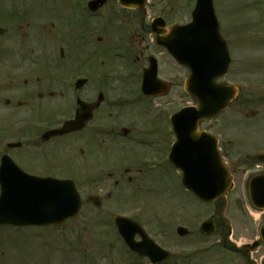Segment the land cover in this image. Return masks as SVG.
Returning a JSON list of instances; mask_svg holds the SVG:
<instances>
[{
  "label": "flooded vegetation",
  "instance_id": "af4514ba",
  "mask_svg": "<svg viewBox=\"0 0 264 264\" xmlns=\"http://www.w3.org/2000/svg\"><path fill=\"white\" fill-rule=\"evenodd\" d=\"M90 2L69 1L78 29L71 40L64 29V0H0V198L3 190L12 191L41 206L49 192L45 180H72L86 223L97 215H125L124 209L114 208L123 195L143 191L155 197L159 184L173 179L166 175L168 168H174L181 180L170 160L173 147L181 150L176 160L185 163L192 147L210 150L216 145L234 179L240 165L235 158H244L245 176L250 171L252 176L264 174V162L258 159L264 146L255 144L254 135L242 133L238 121H224L220 129L213 125L220 115L199 122L197 130H189L188 122L173 123V114L194 102L187 101L173 112L177 74L185 73V81L189 71L173 60L165 46L173 45L169 29L177 23L171 8H160L152 17L154 0H146L138 9L105 0L95 12L89 9ZM220 14L229 19L225 10ZM228 38L234 47L235 40ZM155 78L157 95L146 96L143 85L155 83ZM73 120L75 129L61 133ZM180 194L196 198L184 188ZM97 202L100 208L94 206ZM217 202L210 214L196 218L186 214L193 244L219 237L217 243L240 254L245 264H255L245 249L234 246V231L226 219L231 211L222 199ZM207 221L216 230L211 237L202 232ZM136 241L142 242L139 236ZM108 244L103 252L113 256L103 259L112 264H152L123 241ZM2 249L0 241V260ZM196 260L214 264L196 257H188L187 264ZM0 264L13 263L7 258Z\"/></svg>",
  "mask_w": 264,
  "mask_h": 264
},
{
  "label": "rangeland",
  "instance_id": "374dc122",
  "mask_svg": "<svg viewBox=\"0 0 264 264\" xmlns=\"http://www.w3.org/2000/svg\"><path fill=\"white\" fill-rule=\"evenodd\" d=\"M64 1L67 7L64 29L67 37L72 40L78 33L75 25L76 14L69 3L73 0ZM220 3L222 4L220 10H225L226 16L228 14L229 17L227 20L231 23L229 25L228 22H224L223 32L226 31L230 35L232 43L234 40L236 42L233 52L234 64L224 81L237 85L241 94L238 101L232 104L213 125L221 129L224 121L236 120L241 124L239 129L242 133L248 132L247 134L254 135L255 144L264 146V0H220ZM154 4L156 6L152 17L160 8L169 7L173 11V20L183 23L188 20V11L192 2L191 0H154ZM51 33L54 32L51 31ZM185 76L183 72L177 74V86L173 89V111L185 102L191 101L183 88ZM234 160L240 163L237 166L239 176L236 180V190L231 196V206L229 205L228 208L231 211V228L234 230L233 241L240 246L252 243L258 237V226L264 225V213L256 211L247 196L246 182L253 171L245 176L244 158L241 161L237 158ZM168 170L166 175L172 176L173 179L169 183H161L158 186L160 188L157 193H160L155 196L156 198H152L153 195L143 191L129 196L123 195L118 203L113 205L114 208L124 209L127 214L129 213L130 218L140 219L141 222L149 220L146 224L153 238L173 251L176 264H187L188 257L208 259L207 263L214 264H245V260L239 255L234 256L218 246L216 242L219 237L200 245H193V239L179 238L176 235V226L184 222L182 215L192 213L196 218L201 214H207L211 206H204L205 204L193 198L178 200L177 204V199L175 200L179 194L177 172L174 168ZM142 208L149 210L147 213H152L154 216L146 214L142 216L141 213L136 212ZM96 218L97 224L93 221L86 223L85 219L88 217L83 215L66 223L62 229L58 227L49 229L28 227L18 230L4 228L3 232H0L2 236L0 241L3 246L5 244L11 246L9 251L3 250L4 257L10 258L13 264H83L79 253H85L93 257L92 264H112L110 260L103 258L113 255L103 250L105 251L110 241L117 239L115 240L114 234L110 231L112 229L106 225L105 221H103L104 224H100L102 216H93L91 219ZM76 246L78 251L75 249ZM98 248H103V253L98 252ZM96 250L97 254H95ZM97 255L100 258L94 260ZM251 257L256 264H264V246L251 253ZM1 261L4 263V260ZM198 263L199 260L194 261V264Z\"/></svg>",
  "mask_w": 264,
  "mask_h": 264
},
{
  "label": "water",
  "instance_id": "95a60500",
  "mask_svg": "<svg viewBox=\"0 0 264 264\" xmlns=\"http://www.w3.org/2000/svg\"><path fill=\"white\" fill-rule=\"evenodd\" d=\"M121 0L123 5H131L132 7H139L144 0ZM172 33L177 36H182L189 45L191 51L189 54L173 50V54L183 65H186L191 70V76L187 79L185 90L188 94L194 96L198 101V106L194 109L188 110L192 114V120L197 123L200 120L210 119L220 112L224 111L228 104L237 97V89L228 86L227 84L218 85L214 81L216 78L224 77L229 68L230 58L227 51L226 44L221 40L218 22L215 17L213 4L211 0H199L197 8L194 12L193 22L186 27H173ZM186 42L184 47H187ZM220 42L222 44H220ZM222 46L221 51L216 52L214 44ZM217 45V48H219ZM185 111L184 113H186ZM206 161H208L206 159ZM210 161V160H209ZM211 165L206 163L203 168L189 167L184 168L185 171V185L192 190L199 197L205 201H213L214 197L226 194L231 187V179L229 169L223 165L220 160V177L222 180L218 182L210 181ZM200 170V182H195L190 176L196 177V171ZM65 194L60 197V205H57L56 212L45 215L44 219L49 220L46 223H60L64 219L74 217L80 209L78 196L68 182L65 183ZM250 191L252 202L259 208H264V180L254 179L250 184ZM59 206V207H58ZM6 220L4 224H12L16 226L28 225L34 223L28 217L20 219ZM135 230L137 228L135 225ZM135 231H133L134 233ZM264 239V229L262 230ZM125 236L132 242L133 235L128 236L124 231ZM137 247V246H135ZM163 259L167 257L166 253L162 251Z\"/></svg>",
  "mask_w": 264,
  "mask_h": 264
}]
</instances>
